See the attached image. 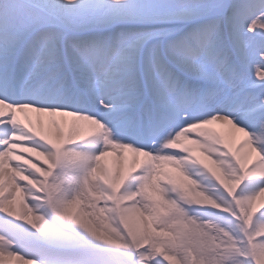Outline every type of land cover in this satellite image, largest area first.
Listing matches in <instances>:
<instances>
[{
    "label": "snow or ice",
    "instance_id": "snow-or-ice-1",
    "mask_svg": "<svg viewBox=\"0 0 264 264\" xmlns=\"http://www.w3.org/2000/svg\"><path fill=\"white\" fill-rule=\"evenodd\" d=\"M0 264H264V0H0Z\"/></svg>",
    "mask_w": 264,
    "mask_h": 264
},
{
    "label": "bare ground",
    "instance_id": "bare-ground-1",
    "mask_svg": "<svg viewBox=\"0 0 264 264\" xmlns=\"http://www.w3.org/2000/svg\"><path fill=\"white\" fill-rule=\"evenodd\" d=\"M213 127H216V128H218V129H221V126H219V125H214ZM222 130V129H221Z\"/></svg>",
    "mask_w": 264,
    "mask_h": 264
}]
</instances>
